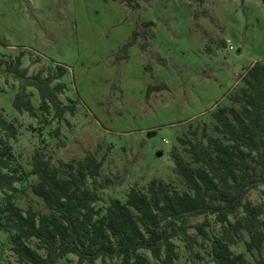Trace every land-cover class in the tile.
<instances>
[{"label":"rangeland","instance_id":"rangeland-1","mask_svg":"<svg viewBox=\"0 0 264 264\" xmlns=\"http://www.w3.org/2000/svg\"><path fill=\"white\" fill-rule=\"evenodd\" d=\"M132 5L0 0V111L19 126L14 150L27 171L37 150L52 156L54 164L96 155L104 161L99 182H112L99 207L114 198L125 201L133 187L153 179L184 189L173 155L189 157L179 139L211 129V114L219 103L231 104L229 94L241 87L243 72L264 63V0H134ZM137 29L149 32L147 39L140 38L124 59L123 47ZM21 54V68L30 76L67 68L60 99L75 107L74 116L59 123L51 114L47 124L40 114L37 120L15 109L21 81L6 66ZM161 84L167 88L148 98V87ZM27 91L39 109L37 90ZM23 190V208L40 202L29 185ZM250 199L264 204V186ZM7 240L0 235V264H19ZM177 243L176 264H193Z\"/></svg>","mask_w":264,"mask_h":264},{"label":"trees","instance_id":"trees-1","mask_svg":"<svg viewBox=\"0 0 264 264\" xmlns=\"http://www.w3.org/2000/svg\"><path fill=\"white\" fill-rule=\"evenodd\" d=\"M114 1L133 6L134 0ZM148 34L134 31L123 47L124 59ZM141 47L145 51L148 44ZM22 57L6 66L21 81L15 109L37 120L41 115L47 124L51 114L59 123L74 116L75 107L60 99L67 68L30 76L21 68ZM28 88L37 90L39 109ZM166 88L151 85L147 97ZM228 99L230 105L219 103L211 114V129L179 139L189 157L173 155L184 189L153 179L105 207L98 204L112 182H99L103 160L87 155L54 164L52 156L37 150L27 171L14 150L19 126L0 111V235L7 236L17 262L73 264V256L78 264H176L179 242L193 264H253L248 255L264 264V204L250 199L264 186L263 62L243 72L241 87ZM26 185L43 208L40 202L22 207ZM240 246L245 251H238Z\"/></svg>","mask_w":264,"mask_h":264},{"label":"built area","instance_id":"built-area-1","mask_svg":"<svg viewBox=\"0 0 264 264\" xmlns=\"http://www.w3.org/2000/svg\"><path fill=\"white\" fill-rule=\"evenodd\" d=\"M231 49H232V47H231Z\"/></svg>","mask_w":264,"mask_h":264}]
</instances>
